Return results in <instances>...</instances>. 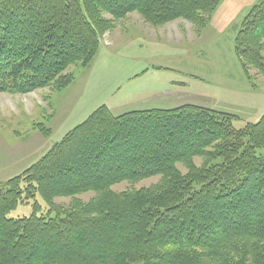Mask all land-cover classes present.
Returning <instances> with one entry per match:
<instances>
[{"label":"trees","instance_id":"trees-1","mask_svg":"<svg viewBox=\"0 0 264 264\" xmlns=\"http://www.w3.org/2000/svg\"><path fill=\"white\" fill-rule=\"evenodd\" d=\"M220 3L0 0V93L68 86L67 69L89 65L112 28L103 14L137 12L154 26L184 19L202 32ZM237 31L246 78L252 67L264 76V0ZM235 120L196 104L119 115L98 107L0 183V264H264V115L242 129ZM151 178L159 181L113 190ZM37 194L56 217L38 215L37 204L30 217H7ZM57 197L72 201L55 206Z\"/></svg>","mask_w":264,"mask_h":264},{"label":"rangeland","instance_id":"rangeland-1","mask_svg":"<svg viewBox=\"0 0 264 264\" xmlns=\"http://www.w3.org/2000/svg\"><path fill=\"white\" fill-rule=\"evenodd\" d=\"M261 1L221 0L202 32L184 19L154 26L137 12L120 20L103 14L112 28L101 35L89 65L67 69L64 75L72 76L68 86L0 93V183L21 175L102 105L119 115L196 104L235 115L237 129L258 122L264 115V76L252 67L250 79L246 78L235 38L244 18ZM179 168L186 172L182 165ZM158 181L125 182L113 190L148 187ZM94 196L90 192L77 198L88 201ZM71 201L57 197L53 203L68 207ZM35 204L38 215L56 217L39 194L7 217H30Z\"/></svg>","mask_w":264,"mask_h":264}]
</instances>
